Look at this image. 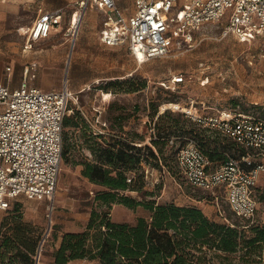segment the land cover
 <instances>
[{
  "label": "rangeland",
  "instance_id": "374dc122",
  "mask_svg": "<svg viewBox=\"0 0 264 264\" xmlns=\"http://www.w3.org/2000/svg\"><path fill=\"white\" fill-rule=\"evenodd\" d=\"M41 7L64 10L58 43H66L52 47L55 56L49 60L48 72L58 80L49 81L50 88L68 84L73 92L68 113L80 110L90 124L89 133H102L107 139L118 136L125 142L132 138L136 140L133 144L142 148V165L127 173L136 180L145 173L143 188L152 194L129 189L125 194L155 198L159 203L197 205L211 219L223 222L228 218L239 228L264 223V171L254 190L257 212L247 219L232 211L221 190L216 192L219 198L213 199L211 192L190 185L177 163V150L186 144L184 137L192 136L191 129L205 135L208 147L222 149L230 142L224 135L192 123L186 110H237L264 118V34L241 41L234 34L224 36L222 23H208L196 31L190 50L139 63L124 48L104 47L98 42L104 14L86 0H0V70L10 64L15 74H21L26 61L22 47L27 38L21 27L31 24ZM80 12L82 18L75 30L72 23ZM70 131L79 142L85 140L81 128L71 126ZM171 134L181 138L175 144L162 140ZM152 138H159L162 151L153 145ZM134 151L139 153L138 149ZM89 153L85 146H79L71 149L68 160L62 156L53 198L20 195L12 200L10 208L0 209V242L16 225L13 214H20L30 234L41 236L36 262L54 264L64 232L85 229L92 207L108 208L95 200L97 190L106 187L85 177L82 165L73 162ZM146 166L152 168L149 176L144 171ZM147 214L143 206L132 208L119 202L110 208L115 221L131 222ZM243 251L238 250L230 264H264V252L247 263L241 260ZM66 264L100 263L96 259H75Z\"/></svg>",
  "mask_w": 264,
  "mask_h": 264
},
{
  "label": "built area",
  "instance_id": "2783aa9c",
  "mask_svg": "<svg viewBox=\"0 0 264 264\" xmlns=\"http://www.w3.org/2000/svg\"><path fill=\"white\" fill-rule=\"evenodd\" d=\"M86 1L106 9L100 40L108 46H127L139 62L190 50L196 31L208 23H222L224 36L234 34L241 41L264 34V0H134L131 13L120 0ZM60 21L58 11H41L27 28L25 46L48 36ZM35 66V62L25 66L18 86L0 84V209L9 208L20 195L53 198L56 192L63 122L73 92L68 84L60 89L37 86ZM186 113L234 139L246 152L236 156L226 152V161L215 167L195 138L184 137L187 142L177 155L182 173L215 199L221 190L238 215L252 219L258 209L254 190L264 171V118L237 110ZM180 138L171 136L169 141ZM145 171L149 176L152 168L146 166Z\"/></svg>",
  "mask_w": 264,
  "mask_h": 264
},
{
  "label": "trees",
  "instance_id": "16d2710c",
  "mask_svg": "<svg viewBox=\"0 0 264 264\" xmlns=\"http://www.w3.org/2000/svg\"><path fill=\"white\" fill-rule=\"evenodd\" d=\"M188 118L203 130L219 133ZM63 125L62 156L68 160L74 147L85 146L90 150L91 155L84 154L81 160L73 162L82 165L81 171L85 177L106 187L97 190L95 200L98 205H106L108 208L92 207L85 229L64 232L54 253V264H66L75 259H96L100 264H218L217 260L221 264H230L234 254L241 249L244 250L240 256L243 262L255 261L252 259L256 258L252 256L262 257L264 223H249L246 224L250 226L249 229L239 228L238 224L232 223L228 218L223 222L211 219L197 205L159 203L155 198L140 199L125 194L124 191L128 189L152 194L143 188L145 173L142 172L137 180L127 173L142 165V148L133 144L136 140L131 138L129 142H125L118 136L112 135L107 139L102 133H89L90 124L78 109L66 114ZM71 126L82 129L85 137L83 142H79L77 135L72 134ZM191 132V137L200 143L215 167L226 161V152L235 156L246 152L232 138L225 136L230 142L222 149L212 148L205 145L206 137L202 132L196 129H191ZM171 136L177 135L171 134L162 140L165 139L170 144L179 141L171 143ZM158 139L152 138V143L162 151ZM214 140L218 141L217 138ZM134 149H138L139 153ZM151 154L154 155L153 150ZM190 185L200 189L191 183ZM114 202L132 208L143 206L148 214L140 215L131 222L115 221L110 215ZM232 211L238 215L233 209ZM13 218L17 222L12 233L6 234L0 242V264H39L36 262V254L41 236L34 237L30 234L31 229L22 221L20 214H13Z\"/></svg>",
  "mask_w": 264,
  "mask_h": 264
},
{
  "label": "crops",
  "instance_id": "0c3cea01",
  "mask_svg": "<svg viewBox=\"0 0 264 264\" xmlns=\"http://www.w3.org/2000/svg\"><path fill=\"white\" fill-rule=\"evenodd\" d=\"M119 4L122 6V7H125L127 6V10H128V13H131L133 10H134V0H120ZM103 14H104V17H103V20L101 22V27H100V30L101 28L103 27L104 25V20L106 18V9L104 8H100L98 6H96ZM43 10H51V11H58L60 14H61V21L56 24L55 26L52 27L50 33L48 36L46 37H42L38 40H35L33 41V45L31 47H26L25 44L27 42V38L23 44V47H22V50H23V56L24 58H26V61L23 63L22 65V69H21V74H15L13 71H14V66L13 65H10L11 66V69L10 70H7L6 67L9 66L7 65L5 67V70H0V84H4V83H7V84H10L11 86H18L21 81L23 80L24 78V69H25V66L27 65H31L32 63H36V66L35 68L32 70V72L35 73V77L33 78V82L43 88V89H51L50 87V84H49V81H56L58 80V78L56 77L55 74H51L50 72H48V65H49V60L52 56H55L51 51H52V47H57L59 45H64L66 42V40L62 43H58L60 42L59 41V37L62 33V17H63V13H64V10L62 7H56V8H44V7H41L39 12H38V16L39 14L41 13V11ZM75 13V12H74ZM73 13V15H74ZM37 16V17H38ZM35 21V20H34ZM33 21V22H34ZM33 22L31 24H28V25H24L21 27L22 31L24 34H26V36H28V33H27V28L29 26H31L33 24ZM100 30L98 32V42L104 46V47H109V48H121V49H125L129 52V55H131L135 61L139 62L137 60V58L130 52L129 48L127 46H108L106 44H104L101 40H100ZM23 58V59H24ZM141 63V62H139ZM89 155H91L89 153Z\"/></svg>",
  "mask_w": 264,
  "mask_h": 264
},
{
  "label": "bare ground",
  "instance_id": "6f19581e",
  "mask_svg": "<svg viewBox=\"0 0 264 264\" xmlns=\"http://www.w3.org/2000/svg\"><path fill=\"white\" fill-rule=\"evenodd\" d=\"M81 14V15H80ZM80 14H77V16L75 17V19L73 20V23H72V26L75 27V30H76V26L78 25L79 21L81 20L82 18V12H80Z\"/></svg>",
  "mask_w": 264,
  "mask_h": 264
}]
</instances>
